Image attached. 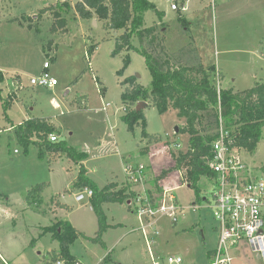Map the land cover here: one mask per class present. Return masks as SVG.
I'll return each mask as SVG.
<instances>
[{
    "label": "rangeland",
    "instance_id": "rangeland-1",
    "mask_svg": "<svg viewBox=\"0 0 264 264\" xmlns=\"http://www.w3.org/2000/svg\"><path fill=\"white\" fill-rule=\"evenodd\" d=\"M64 1L69 9L62 7L60 16L66 26L53 30V11ZM77 1L0 0V253L9 264H55L52 252H58L59 244L46 229L67 221L79 232L69 251L84 264H151L140 221L127 200L101 205L107 227L101 241L94 242L91 238L99 223L90 197L75 201L79 190H72L71 183L82 164L86 177L99 188L109 181L125 185L124 166L143 163L146 186L156 195L160 171L173 167L172 155L187 149L188 134L174 133L184 119L174 108L159 113L146 105V131L162 139L148 145L139 126L133 133L127 130L121 120L124 87L120 81L139 75L136 82L149 87L145 59L134 49L112 55L114 37L122 31L110 32L101 21L95 19V25L79 17L74 9ZM149 1L163 12L160 37L170 54L182 56L187 64L220 69L222 88L242 91L264 80V0H187L181 13L184 21L178 18V5L176 10L170 7L179 0ZM159 21L151 10L144 12L145 26ZM132 43L138 46L136 37ZM92 45L95 49L88 56ZM127 54L129 63L118 76ZM45 61L57 80L53 88L29 82L40 74ZM9 94L12 102L6 104ZM80 96L84 98L77 104ZM29 116L49 119L66 145L85 153V159L75 163L62 156L48 164L37 156L33 144L19 143L12 126ZM145 147L147 153L142 152ZM242 155L264 180V127L255 151ZM178 175L173 169L158 181L162 190L173 187L180 211L174 224L166 217L158 220L159 234L151 246L161 255L180 256L182 264H208L209 251L217 242L212 207L215 183L201 177L190 187ZM42 183L46 186L40 195L28 198V191ZM57 195L65 207L51 202ZM238 250L232 264H264L249 248Z\"/></svg>",
    "mask_w": 264,
    "mask_h": 264
},
{
    "label": "trees",
    "instance_id": "trees-1",
    "mask_svg": "<svg viewBox=\"0 0 264 264\" xmlns=\"http://www.w3.org/2000/svg\"><path fill=\"white\" fill-rule=\"evenodd\" d=\"M60 8L53 11V30L64 29L66 21L60 16V9L69 5L66 1L59 3ZM178 18L182 17L184 0L178 1ZM52 9V8H50ZM77 15L83 19H96L102 22V27L107 31L118 32L115 36L112 55L120 54L134 49L140 53L149 70L150 86L144 87L136 82L135 76L124 77L120 84L124 87L121 93L123 114L121 120L129 132H134L135 127H140V135L147 144L157 143L162 138L146 131V119L143 109L136 111L135 105L145 101L152 105L159 113H164L170 108L177 110V115L184 119V125L178 132L188 134L187 149L172 155L173 167L162 169L156 177L155 187L159 192L162 187L158 181L166 177L171 170H185L186 181L190 187H195L201 177L208 179L214 176L212 170L206 165L211 157V143L216 138L219 119L230 130L234 144L248 153H253L261 138L264 127V80L255 82L253 86L242 91L232 88L217 87L216 80H221L223 75L216 72L214 67L193 65L182 62L179 58L168 53L162 44L160 33L165 23L162 20L163 12L149 0H78L74 6ZM151 10L158 18L159 23L145 26L144 12ZM136 37L138 46L133 45L132 39ZM95 49L92 45L87 50L90 56ZM129 63L128 54L123 58V65L117 71L122 76ZM3 73L0 71V81ZM84 96L78 97L77 104H81ZM12 97L9 94L5 103L10 104ZM80 108V107H79ZM12 130L19 143L27 147L33 144L37 156L45 159L48 164L57 157L64 156L78 163L85 159L86 154L78 152L74 147L67 146L64 139L60 138L59 129L47 118L31 117L12 126ZM54 135V141L50 136ZM148 147L142 152L147 153ZM85 168L81 164L78 175L72 181L71 189H90L91 207L98 218V230L94 242L101 241V234L107 225L102 211L103 203H122L132 194L126 185L118 187L117 182H108L99 188L92 180L86 177ZM46 183L38 184L28 191V198L40 195ZM197 192V191H196ZM51 202L59 207L64 203L51 198ZM51 231V239L57 240L58 252L53 251V261L62 260L64 264H81L69 251L79 232L67 221H58L53 226L47 227ZM210 255V253H209ZM0 264H5L0 259Z\"/></svg>",
    "mask_w": 264,
    "mask_h": 264
},
{
    "label": "built area",
    "instance_id": "built-area-1",
    "mask_svg": "<svg viewBox=\"0 0 264 264\" xmlns=\"http://www.w3.org/2000/svg\"><path fill=\"white\" fill-rule=\"evenodd\" d=\"M170 7L176 10L177 3H171ZM49 66L45 61L40 74L29 79L30 84L53 88L57 80L50 75ZM216 85L220 87L219 80H216ZM55 138L50 136L52 141ZM243 152L234 144L230 130L220 118L217 136L211 143V157L206 161L214 173L210 180L215 183L212 207L217 222L216 247L210 252L212 260L208 264H232L233 253L241 244H246L264 261V180L253 173L254 167L245 162ZM123 171L125 185L133 193L127 204L140 221L151 264H182L180 256L161 255L151 246L159 234L156 223L160 218L166 217L173 224L178 221L180 205L172 192L173 187L155 195V191L146 186L147 166L143 163L126 164ZM178 171L179 179L186 181L185 170ZM91 195L92 191L84 188L74 194V199L80 202ZM55 264L61 262L56 261Z\"/></svg>",
    "mask_w": 264,
    "mask_h": 264
},
{
    "label": "crops",
    "instance_id": "crops-1",
    "mask_svg": "<svg viewBox=\"0 0 264 264\" xmlns=\"http://www.w3.org/2000/svg\"><path fill=\"white\" fill-rule=\"evenodd\" d=\"M185 1V5H186V3H187V0H184ZM184 5V7L182 8V11L183 10H185L186 9V6ZM164 30V29H163ZM166 49V48H165ZM167 51V50H166ZM168 52V51H167ZM169 53V52H168ZM179 59L182 61V62H185L184 60H183V58H182V56L181 57H179ZM185 63H187V62H185ZM215 70H216V72H221L220 71V69H216L215 68ZM55 162V161H54ZM74 179V178H73ZM109 182H116V181H109ZM108 183V182H107ZM118 183V187H120V186H123V185H121L119 182H117ZM72 184V183H71ZM105 185V184H104ZM56 197V201H59V202H61L60 200H59V195H57V196H55ZM54 203V202H53ZM75 228V227H74ZM52 241V240H51ZM243 249V248H249L246 244H241L240 245V247H239V249ZM238 250V249H237ZM212 251V250H211ZM211 251H209V253L211 252ZM239 251V250H238ZM56 252V251H55ZM71 253V252H70ZM73 256H74V254H72ZM75 257V256H74ZM258 257V256H257ZM76 258V257H75ZM0 259L5 263V264H9V262L7 261V259L0 253ZM81 264H84V261H80L78 258H76ZM62 261V260H61ZM234 261V260H233ZM63 262V261H62ZM64 263V262H63ZM117 264H119V262L117 261Z\"/></svg>",
    "mask_w": 264,
    "mask_h": 264
},
{
    "label": "water",
    "instance_id": "water-1",
    "mask_svg": "<svg viewBox=\"0 0 264 264\" xmlns=\"http://www.w3.org/2000/svg\"><path fill=\"white\" fill-rule=\"evenodd\" d=\"M93 23L96 25V20L95 19H92ZM136 77H139V75H135ZM147 105V102L145 101H139L136 103L135 105V110L138 111V110H141L143 109L145 106ZM178 132V127H175V130H174V133H177Z\"/></svg>",
    "mask_w": 264,
    "mask_h": 264
}]
</instances>
